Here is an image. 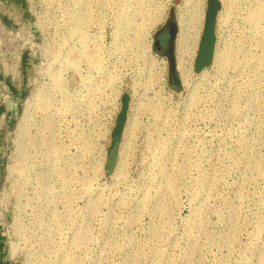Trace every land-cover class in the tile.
<instances>
[{
    "label": "rangeland",
    "instance_id": "obj_1",
    "mask_svg": "<svg viewBox=\"0 0 264 264\" xmlns=\"http://www.w3.org/2000/svg\"><path fill=\"white\" fill-rule=\"evenodd\" d=\"M42 1L24 4L25 22L49 14ZM74 1L98 2L107 18L114 2L116 15L124 3L127 23L116 49L70 55L54 115L51 106H59L44 102L47 88L33 93L22 41L29 84L0 167L6 257L16 264H264V0H215L212 61L195 71L196 49L185 56L191 77L180 91L170 87L155 39L168 11L178 16L185 0ZM146 8L160 11L154 24ZM142 18L151 25L150 54L147 45L138 51ZM218 53L225 56L219 68ZM12 60L5 63L13 67ZM103 90L108 101L117 95V115L128 95L111 166L116 120L97 117Z\"/></svg>",
    "mask_w": 264,
    "mask_h": 264
},
{
    "label": "built area",
    "instance_id": "obj_2",
    "mask_svg": "<svg viewBox=\"0 0 264 264\" xmlns=\"http://www.w3.org/2000/svg\"><path fill=\"white\" fill-rule=\"evenodd\" d=\"M25 4L29 0H23ZM33 1V0H30ZM4 0H0V4H3ZM72 4V6H71ZM76 1L71 0H47L42 1L40 6L48 8V15H38L30 18V21L25 22V32L23 33L22 25L17 26H7L0 22V57L2 59H13L12 62L19 61L22 54L25 52L22 49L23 43L25 42V47L30 51V63L32 62L31 70L34 71V77L32 79L31 85L33 88V93L36 95L38 93L39 87L47 88V96L44 102L51 103L52 105H57L59 108H54L51 106V114L57 113L61 109V102L63 100L62 94L59 91L58 86H65L66 88V76L70 71L71 67L70 55H84V54H95L97 49L101 45L103 49H106V44L112 49H116L115 39H118V32L116 28V10L117 5L114 2L113 10L114 15L106 17L102 15V11L99 8L98 2L91 3L87 7L82 5H77ZM104 7V5H103ZM62 9V11H60ZM148 11L147 19H153V24L156 22L158 16V11L153 13L150 9L146 8ZM72 12V14H71ZM75 13H78L75 15ZM144 22L143 18L141 23ZM147 24V28H140L139 23L136 24V31H141L143 42L138 44L140 52H143L141 46H148V53L152 52V47L154 41L150 33L151 25L149 27V22H144ZM152 24V25H153ZM147 29V30H146ZM25 34V35H23ZM25 36V37H24ZM151 38V40H150ZM14 40L16 47L7 50L5 46V41ZM24 42L22 43V41ZM56 40V41H55ZM61 40V42H59ZM87 43H86V41ZM110 40L109 44L106 42ZM58 41V42H57ZM114 45V46H113ZM46 47V48H44ZM53 55H62L61 61L59 59L51 62ZM39 56V57H37ZM66 57V58H65ZM29 61V60H28ZM61 62L63 63L62 68V78L57 75V71L60 70ZM163 68L165 67V61L162 60ZM42 66H46V70H42ZM32 71V72H33ZM59 73V72H58ZM59 82V83H58ZM109 85V84H108ZM110 90L112 89V85ZM106 89V86L102 87ZM95 90L91 94L93 96ZM50 96L51 98H48ZM102 97H96L95 101L98 99V104L102 103L100 108L98 119H103V113L107 114V117L116 120L118 112V98L112 96L108 101L105 96V91H102ZM101 98L103 100L101 101ZM34 99L33 97L31 98ZM106 105V106H105ZM96 107V106H95ZM95 116V117H96ZM114 123V122H113ZM106 133L109 130L108 123H103ZM101 122V128H103ZM112 130V129H111ZM96 133H104L99 130ZM110 133V132H109Z\"/></svg>",
    "mask_w": 264,
    "mask_h": 264
},
{
    "label": "crops",
    "instance_id": "obj_3",
    "mask_svg": "<svg viewBox=\"0 0 264 264\" xmlns=\"http://www.w3.org/2000/svg\"><path fill=\"white\" fill-rule=\"evenodd\" d=\"M24 4L23 0H4L0 4L1 24L17 27L25 25L27 18L23 15ZM27 65L29 64L24 53L19 61H15L13 67L0 57V167L12 121L15 122V118L19 117L29 84ZM5 250V243L0 239V264H16L6 257Z\"/></svg>",
    "mask_w": 264,
    "mask_h": 264
},
{
    "label": "bare ground",
    "instance_id": "obj_4",
    "mask_svg": "<svg viewBox=\"0 0 264 264\" xmlns=\"http://www.w3.org/2000/svg\"><path fill=\"white\" fill-rule=\"evenodd\" d=\"M128 1V0H127ZM121 1H118V3ZM149 2V1H148ZM128 3V2H127ZM139 3V2H138ZM143 3V2H142ZM124 4V3H123ZM121 6V8H119L122 12L119 13L118 11V15L115 16L116 18V28H117V32H119L121 23L123 20H125L124 18L125 16V12H124V8L123 5ZM140 4V3H139ZM147 4V3H146ZM199 0H185V11L188 12V16L190 17L188 21L186 20H182L181 21V27H180V34L178 35L177 38V44H176V69L177 72L179 74V78L181 80L182 84H188L189 79L191 77V73H190V68L186 67V63L188 62H184V58H186L185 56H193L194 50H195V41H196V33L194 35H190V32L194 29L196 21L199 24V20H200V16H199ZM142 6V5H141ZM140 6V7H141ZM140 8H136V10L134 12H139L140 14ZM159 10V9H158ZM156 11V10H155ZM147 12V11H146ZM145 12V13H146ZM144 13V14H145ZM121 14V15H120ZM138 14V16H139ZM142 14V17L143 15ZM147 15V14H146ZM160 15V11L158 12V16ZM134 16V15H133ZM136 16V15H135ZM148 16V15H147ZM145 17V16H144ZM136 19V18H135ZM145 19V18H143ZM129 21V20H128ZM145 21V20H143ZM149 21V20H147ZM125 22V21H123ZM127 22L124 23V25ZM148 23V22H146ZM152 23V22H151ZM123 24V23H122ZM135 24V23H134ZM136 25V24H135ZM142 25V24H141ZM119 28V29H118ZM141 28V27H140ZM118 35V34H117ZM141 36V35H140ZM141 39V38H140ZM143 48V47H142ZM141 48V49H142ZM146 48V46H145ZM148 48V46H147ZM146 48V49H147ZM144 49V48H143ZM143 51V50H142ZM147 51V50H146ZM219 54V53H218ZM224 54V53H223ZM222 53H220L218 55V58L215 57L214 59V64L216 67H223V62L225 61L224 58L225 56ZM223 55V56H222ZM217 56V55H216ZM222 56V57H221ZM226 59H228V57H226ZM224 60V61H223ZM191 61V60H190ZM100 64V63H99ZM189 64V63H188ZM152 66V65H151ZM190 66V65H189ZM152 111V110H151ZM132 126V125H131ZM130 128V127H129ZM23 129V128H22ZM24 130V129H23Z\"/></svg>",
    "mask_w": 264,
    "mask_h": 264
},
{
    "label": "flooded vegetation",
    "instance_id": "obj_5",
    "mask_svg": "<svg viewBox=\"0 0 264 264\" xmlns=\"http://www.w3.org/2000/svg\"><path fill=\"white\" fill-rule=\"evenodd\" d=\"M180 0H174V3H178ZM214 4L215 0H199V24L196 21L194 29L190 32V35H194L196 33V41H195V49L198 53L199 47L202 44L203 38L208 37L209 39H212L211 45H210V55L208 64L212 61V49H213V21H214ZM188 12L185 11V3L184 8H182L178 14V16L173 15L172 11H168L165 25L163 28L159 31V33L156 36L155 42L160 43V49L162 53L165 54L166 49L168 47L169 42L171 41V35L174 34V56H175V44H177L176 40L178 38V35L180 34V27H181V21L182 20H189ZM195 51V50H194ZM194 54V53H193ZM194 70V68H193Z\"/></svg>",
    "mask_w": 264,
    "mask_h": 264
},
{
    "label": "water",
    "instance_id": "obj_6",
    "mask_svg": "<svg viewBox=\"0 0 264 264\" xmlns=\"http://www.w3.org/2000/svg\"><path fill=\"white\" fill-rule=\"evenodd\" d=\"M216 7L217 5L214 4V9H216ZM211 42L212 39H209L208 37L203 38L202 44L199 47L198 53L196 55V59L194 61L195 71H198L200 68L205 67L208 64ZM173 43H174V34L171 35V41L169 42L165 52V56L168 62V78L170 80V87L175 91H180L181 82L176 69V60L174 56ZM156 45L158 49L161 48L159 42H156ZM127 103H128V95L124 94L121 98L120 112L116 117V122L111 132L108 166H111L114 163V159L116 155V145L119 141L120 134L122 132V128L126 118ZM108 166L105 168L106 173L111 172V168Z\"/></svg>",
    "mask_w": 264,
    "mask_h": 264
}]
</instances>
